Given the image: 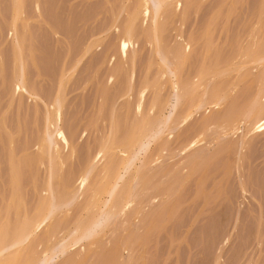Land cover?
<instances>
[{"label":"rangeland","instance_id":"1","mask_svg":"<svg viewBox=\"0 0 264 264\" xmlns=\"http://www.w3.org/2000/svg\"><path fill=\"white\" fill-rule=\"evenodd\" d=\"M19 2L20 52L16 57L13 0H0V227L12 229L31 218L50 184L57 206L58 237L86 213L90 189L103 181L101 171L110 156L115 165L126 158L117 150L100 158L97 152L103 142L116 144L137 125L142 115L136 103H143L141 113L154 117L152 121L161 113L176 119L184 106L173 110L176 97L150 40L154 20L150 15L144 19L133 14L137 0ZM158 22L165 52L176 53L168 56L177 65L179 81L193 83L200 70L227 67L230 71L217 78L208 75L210 80L203 84L209 90L218 85L229 92L232 89L230 98L220 108L199 110L178 128L171 118L170 130L159 134L160 139L137 156L136 165H148L140 166L147 174L135 183L138 194L124 216L111 220L113 224L95 236L100 242L97 239L90 246L92 254L86 256L81 248L88 243L82 241L51 264L70 261L78 250L75 255L86 256L82 264H264V127L245 128V117L238 132L222 135L225 126L222 129L215 122L229 109L235 110L234 115L245 111L239 112L242 118L251 110L250 102H258L254 97L259 80L264 89V63H250L251 58L244 56L252 46L264 52V0H172ZM128 23L131 43L121 33ZM182 49L188 53L184 60L178 57ZM16 63L22 70V92L14 85L19 70ZM142 85L148 89L139 102ZM200 86L199 90L191 88L194 91L185 104L201 95ZM263 92L259 100L264 105ZM58 95L60 130L55 141L63 165H52L49 177L47 155L40 157L36 151L47 121L54 117ZM151 101L156 102L152 112L147 108ZM160 127L155 132L160 133ZM203 128L207 129L205 138ZM243 132L247 134L242 136ZM189 135L199 145L184 152L180 147ZM157 153L159 158L154 157ZM195 156L200 162L193 160ZM91 160L96 163L87 183L65 205L63 188L73 184ZM134 211L137 220L131 219ZM41 236L42 231L33 240ZM40 250L33 253L39 255ZM19 257L22 261L23 254Z\"/></svg>","mask_w":264,"mask_h":264},{"label":"bare ground","instance_id":"2","mask_svg":"<svg viewBox=\"0 0 264 264\" xmlns=\"http://www.w3.org/2000/svg\"><path fill=\"white\" fill-rule=\"evenodd\" d=\"M169 1H172V0H137V3L133 9V14L135 16H143L144 19L146 17H148L149 15L153 17V20H154V22H153V33H152L150 40H151L152 45L154 46V53L159 58L160 62L158 63V65L162 69L161 70L162 74L167 75V77H168L167 81H169V83H170L171 91H173V93L176 97V99H175L176 104L173 106V110H176L177 106H184V108L182 107L183 109H182V111L180 110L179 114L175 117L176 119H174V117H171V115L167 116V117H165V116L162 117L163 114L161 113L162 111H160L161 110L160 109L158 113H161L162 115L161 114H160L161 116L157 115L159 117L155 118L154 121H152L154 117L151 118L150 115L147 116V114L141 113V110H142L141 107H142L143 103L141 104L140 101L142 98H144L143 97L144 96L143 94H145L144 91L148 89L147 88L148 84H145L147 86L142 85L143 86L142 89L138 92L139 93L138 98H139L140 103H136V104H138V105H136L137 106L136 110L142 116L140 117V115H139L140 119L137 120V122H136L137 125L135 127H133L121 139L120 142H118L116 144H111L110 142H103L102 145L100 146L98 152H97V156H99V158H100L102 156H105L108 153L114 154V151L117 150L121 154H126V158L123 160V162L121 164H119L120 165L119 166L118 164L115 165V163L113 162L114 156H110V160L107 162V164L104 166V168L101 171V179L103 181H101L99 184L95 183L94 185H92V187L90 189V193H89L86 205H85L86 213L83 216L79 217V219H77L73 223L71 228L66 229V230H62V232L64 231V233H62V234H64L63 236L61 234L60 236L57 237L55 234V229H57L56 223H55V217L57 215V213H56L57 212L56 211L57 206H56V202L54 200L53 190H52L50 184H48V187L44 192V197L42 198L40 204L35 209L31 218L29 217V218L23 220L16 227H14L12 229H5V228L0 227V264H51L50 262L53 259L62 256L68 249L73 248L76 245H79L82 241L85 244L88 243L87 246L85 245L86 247L83 246L81 248V249L86 251V256H88L87 253L92 254L94 251L92 252L90 250L91 249L90 246L95 245V241L98 242L97 239L100 242V239L99 238L96 239L95 236L99 232H101L105 226H107V227H108V225L110 226L111 222H113L111 220H114V219L116 220L121 215L124 216V214L126 213V209L129 206L131 207L132 203H134L133 201H134L135 194H138V193H134L135 183L140 182L139 181L140 178L142 176H144L145 174H147V173H145L146 169L145 170L141 169V167L143 168V165L140 164L137 166L135 163L139 152L140 151L146 152L148 147L152 144V142H155V141H157V139H160V138H158L159 134H160L159 137H161V135L164 134V133L161 134L162 132H168L170 130L171 127H169V125L171 126V124H172V123L170 124L171 118H172V120L175 121V122L173 121L175 127L178 128L182 124L186 123L199 110L202 109L205 112H208L212 109L213 106L215 107V106H219L220 104H222L224 102L226 103L228 98H230L229 96L231 95L230 92L232 91V89H230L229 86H226V88L228 87L231 90L230 92H229V90L226 91L225 88H223V89H221L222 87L219 88V85L215 86V87L212 86L213 88L210 90L208 89V87L206 88V86H204V84L210 80L209 79L210 77H208V75H210L211 78H215L218 74L221 76V73L230 71L229 68H227V67L222 71H218L216 69L212 70L210 68H206V69L204 68L205 70H200V71H202V73L201 72L198 73V74H200L198 76L199 78L197 77L195 80H193L192 81L193 83L180 82L179 81L178 76H177V65L176 64L174 65L172 63L171 59L173 57L168 56V54L172 55L174 53L171 54V53L165 52L164 44L160 38V33H159L158 18L160 16L164 6ZM21 14H22V9H21V4H20L19 0H13V8H12L13 28H12V33H13L14 37H16V39H14V44H13V50H14V54L16 57L19 56V52H20V49H19L20 43H19L18 38H17L16 23L20 19ZM130 24L129 23L126 24L127 28L125 27L124 31L121 33H122V36L125 37L126 40L131 43L132 33H131ZM118 46L122 50L125 49L123 41L122 42L119 41ZM179 49H178V51H179ZM243 51H245V50H243ZM187 54H188L187 51L185 49L184 50L182 49V50H180L178 57H180L184 60L186 58ZM244 54H245L244 56H247V58L248 57L251 58L249 60L250 63L251 62H258V63H261L260 64L261 66L264 63V52L261 49L258 50L254 46H252L251 49L249 50V52L247 53V55H246V53H244ZM174 55L176 56V53ZM16 64H15V66H17V67L19 66V70L14 74V77H13L14 85L18 91L22 92V91H25L24 80L22 78V70L20 68V65L18 63H16ZM248 65H249V63H248ZM243 67H244V65H243ZM161 71H160V73H161ZM205 76H207V77H205ZM201 78H204V81L203 80L200 81V84H201V86H200L199 79H201ZM206 78H208V79H206ZM259 78L263 79L261 77H259ZM195 82L198 85H196ZM261 83L263 84L262 80H259L260 88L258 86L256 98L254 97L255 101L256 102L258 101L261 105H257L258 102L255 104V103H253L254 101H252V103L254 104V106L252 107L253 104L251 105V102H250L249 110L250 109L251 110L249 112L246 111L247 113L244 114L242 116V118H240L239 112L244 113L245 111H238V114L236 111V115H234L235 110L232 112V111H230V109L227 110L223 115L221 114L219 118L216 117L217 120L214 118L216 120V121L215 120L214 121L217 122V124H219L220 126L221 125L225 126L224 129L221 126V128L223 130H221V128H220V130L223 133L222 135H226L227 133H229L230 135L231 134L233 135L236 133V131L238 132V130H240L242 128V127L240 128V125L244 123L245 120L243 118H245V117H247V119H248V120H246L247 124L245 123V126H246L245 128L251 127L254 130H258V129H261L264 127V105L259 100L262 97V96L259 97L261 92L264 91V89L263 90L261 89L262 88ZM193 84L196 85V87ZM197 86H200V89L203 88L202 89L203 91L201 90V95L200 96L198 95L196 100L194 102H192L191 104H189V105L185 104V101H186L187 96L189 95V92L194 91V90H199V87H197ZM191 88L194 90H191ZM158 89H159V87H158ZM262 95H264V92L262 93ZM60 104H61V96L58 95L55 99V107H54V114H53L54 117L47 121L46 129H45L46 130L45 136L40 140V142L37 146V151H36L38 156H40V157L44 156V154L47 155L48 162L51 165L49 177H51V173H53L52 165H56L58 168L62 167V165H63L62 158L59 155V148H58V146H56V141H55V134H56V132H58L60 130V128L58 126L59 115H60L59 114ZM147 108H149V111L152 112L156 108V102L151 101L149 104V107H147ZM219 108H220V106H219ZM207 109H208V111H207ZM228 111H229V113H228ZM216 115H218V114H216ZM210 122H211V120L208 123H210ZM212 122H213V120H212ZM209 125L210 124H208V127H209ZM159 126L162 127V128L160 127L161 128L160 133L158 132V130H157V132H155V129L157 127L159 128ZM220 126H218L217 128H219ZM206 128H207V126H206ZM205 130H207V129H205ZM205 130L203 128L204 133L200 132L201 135L204 134V136H203L204 138L208 136V135L205 136ZM230 130L232 132H229ZM194 133H197V131H194ZM245 134H247V132L246 133L243 132L242 136H244ZM194 135L197 136L199 134L197 133ZM195 136L187 137V139L185 140L187 142L184 141L185 143H183L184 145H182L180 147V150L185 152L187 150H191L192 148L193 149L196 148L197 147L196 143L199 145V141L201 139H203V142H204V138H202V136L200 139L197 136V138L199 139L198 142H197L198 139H196ZM188 138H189V140H188ZM240 138H241V136H240ZM65 141L66 140L64 139V143H66ZM239 142H241V141H239ZM197 152H199V151H197ZM159 156L160 155H158V153H157L156 156H154V157L159 158ZM197 156H198V154H197ZM197 156H195V159H193V160L200 162V158L198 160H196ZM189 157H192V156H189ZM152 159L154 160V158H152ZM152 159H149V161L150 160L152 161ZM187 159H189V158H187ZM95 163H96L95 160H93V161L91 160L87 164V166L79 173L75 182L73 184L68 185L65 188H63L62 195L65 198V200H64L65 205L66 204L68 205L71 201L76 199V197L79 195L80 189L82 187H84V185L87 183L90 172L94 168ZM147 166L148 165H146V167L144 166V168H148ZM190 166H192V165H190ZM143 171H145L144 172L145 174H143ZM144 177H146V176H144ZM141 179H143V178H141ZM13 181L17 183V175L16 174L13 177ZM137 186L139 187V185H137ZM135 217L137 220L138 214H137V212L134 211V215L131 219L133 220V218L135 219ZM107 227L105 229H107ZM127 228H128V226H127ZM40 231H42L41 238L39 240H36V241L33 240V237L37 233H39ZM56 233H58V232H56ZM101 233H103V231ZM55 237H57V239H58L57 243H56L57 239H55ZM52 238L54 240H52ZM53 242L56 244H54ZM52 243L54 245H52ZM26 245H28L27 246L28 250L24 251V248ZM39 245H40V247H39ZM37 246H38V248L36 249L35 247H37ZM40 248H41V250H40ZM42 248H43V250H42ZM38 249L40 250L41 254L39 253V255H38V253H33L34 250L38 251ZM89 251H91L92 253H90ZM105 252H106V250H105ZM75 253H79V250H78V252H75ZM75 253L73 256L71 255V257L68 258V259H70V261L69 260L66 261L67 260L66 259L64 264L65 263L82 264L83 261H85L84 257H86V256L80 255V254L75 255ZM21 254H23V260L22 261L19 259L20 258L19 256ZM103 254H104V252H103Z\"/></svg>","mask_w":264,"mask_h":264}]
</instances>
